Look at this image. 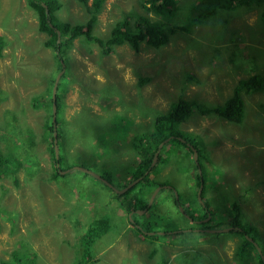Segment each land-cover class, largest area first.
Returning <instances> with one entry per match:
<instances>
[{
  "label": "rangeland",
  "instance_id": "rangeland-1",
  "mask_svg": "<svg viewBox=\"0 0 264 264\" xmlns=\"http://www.w3.org/2000/svg\"><path fill=\"white\" fill-rule=\"evenodd\" d=\"M59 1L58 20L78 24L93 13L92 0ZM190 1L177 0L169 22L182 24ZM148 5L146 0H103L94 12L91 34L104 42L124 14L131 24L136 14L159 19ZM260 9L219 11L188 29L167 33L157 49L144 43L134 49L122 42L102 53V46L76 36L60 66L44 44L47 33L37 29L27 0H0V36L5 40L0 50V154L8 159L0 166V264L17 253L30 264H74L81 250L78 236L96 214H107L109 228L92 243L84 264H264L243 236L230 229L211 231L240 228L232 224L238 212L240 220L255 227L256 241L252 239L264 246V95L241 92L238 123L201 112L222 104L241 78L264 74ZM59 69L65 74L56 92L62 106L55 156L46 124ZM179 99L193 103L177 129L187 143L201 141L203 205L193 196L191 148L169 140L159 153L169 154L162 178L173 190L162 188L146 211L129 212L133 197L147 199L151 189L138 186L120 195L78 167L103 177L125 159L123 177L117 172L110 182L122 189L133 181L131 170L139 161L134 139L150 133L155 116ZM148 222L159 232L158 240L136 228ZM172 226L176 229L162 233Z\"/></svg>",
  "mask_w": 264,
  "mask_h": 264
},
{
  "label": "trees",
  "instance_id": "trees-1",
  "mask_svg": "<svg viewBox=\"0 0 264 264\" xmlns=\"http://www.w3.org/2000/svg\"><path fill=\"white\" fill-rule=\"evenodd\" d=\"M84 1V0H81ZM149 4L145 6L147 10L153 11L159 16V19L154 18L150 20L146 15L136 14L134 15V20L132 24L130 21V16L124 14L122 19L116 21L109 33L107 34L106 40L104 42L99 36L91 34V29L95 24V15L94 12L100 10L101 3L103 0H92V14L82 23H70L64 20H58L55 16V12L61 8L62 3L59 0H27L29 7H31L37 16V29L39 31L47 33L46 40L44 44L47 47H50L55 57L58 59L60 66L62 60L67 57L66 49L70 41L76 36L83 35L88 41H92L98 46H102V53H107L109 46L116 45L122 42H128L131 47L138 49L141 43H144L152 48H159L167 40V33H172L176 29H188L189 26L193 24L200 23L208 19L209 17L215 15L222 10H236L238 8H261L259 16L262 19L264 27V0H195L190 1L189 6L187 7L188 14L186 15L184 21L179 26L169 22L168 18L170 15L177 12V0H146ZM163 19V20H162ZM170 23V24H169ZM57 31H59V40L57 41ZM5 40L3 36H0V50L1 46L4 45ZM104 44L108 45L107 47ZM1 54V53H0ZM61 69V68H60ZM59 69V70H60ZM65 73H62L60 78L64 76ZM59 78V80H60ZM146 79H141L140 82L145 81ZM59 85V83H58ZM57 85L56 92L59 87ZM242 91L250 92H261L264 95V74L253 73L248 75L245 78H241L235 87L232 90L230 96H228L222 104H217L213 107L203 108L202 113L214 112L222 118L229 119L232 122L238 123L243 114V100L241 97ZM56 100V118L55 123L57 128H59L58 122L60 121V109L62 106L61 96L59 93L55 95ZM193 110V103L185 99H179L175 103H171L168 110L165 113L158 114L154 118V128L150 133H144L140 137L134 139L132 144L133 148L138 152L139 161L136 167L131 170L132 180L143 176L142 179L132 185L130 188L126 189L120 195H126L131 193L135 187L141 186L144 188H149L152 190L153 186L158 182L156 179L151 177L156 170L160 169V163L156 164L149 170L148 173L144 172L148 169V166L152 160L153 153L157 148V145L165 138L171 137L169 140H174L176 143L185 144L179 140L178 137H184L182 133L177 129L181 121L187 119ZM52 115L50 114L49 123L46 124L47 130L50 133L51 140V150L53 151V121ZM192 145L194 144L197 147L198 158L204 156L202 152V146L200 140L191 138ZM198 145V146H197ZM164 146H162L163 148ZM161 148V149H162ZM162 153H159V159L166 161L167 159L162 158ZM55 155V154H54ZM3 156L0 154V166L8 163V159H1ZM13 158L9 159V162ZM205 159H208L207 157ZM15 160V159H13ZM16 161V160H15ZM200 161V159H198ZM201 164V163H200ZM162 165V162H161ZM201 166V165H200ZM57 174H59L57 172ZM109 182L111 181L110 174L106 173L102 175ZM142 188V190H144ZM202 195V194H201ZM180 199V198H179ZM178 199V200H179ZM205 209L208 210V204H205ZM234 207H237V204L234 203ZM147 207V199L144 196H134L133 205L129 207L130 210L144 209ZM209 212V210H208ZM132 213H136L133 211ZM97 216V217H95ZM107 214L100 217L99 214L94 215L91 220L88 222V227L80 233L78 236L79 247L81 248L79 255L75 258L74 264H84L88 262L91 258L92 252V243L95 239L108 231L109 224ZM239 213H234L232 217L233 226H238L241 229H230L232 233H238L245 243H252L245 236H249L255 240L256 229L251 225L245 224L239 218ZM136 224V222H134ZM138 224V223H137ZM139 225V224H138ZM152 223L148 222L143 228L140 226L136 227L142 236L156 238L158 237V232L152 231ZM144 229V232L141 230ZM173 226L171 228L164 229L162 233L167 234L168 230H175ZM179 230V229H178ZM152 231V233H149ZM228 231V232H229ZM144 234V235H143ZM256 241V240H255ZM262 254L264 255V246L261 243L257 242ZM254 247V246H253ZM254 250L257 256L260 255L257 252L256 248ZM154 253V250L151 251V257ZM248 255V253H246ZM11 261H1V264H30L29 260L26 258L25 254L17 253L12 255ZM261 260V259H260Z\"/></svg>",
  "mask_w": 264,
  "mask_h": 264
},
{
  "label": "flooded vegetation",
  "instance_id": "flooded-vegetation-1",
  "mask_svg": "<svg viewBox=\"0 0 264 264\" xmlns=\"http://www.w3.org/2000/svg\"><path fill=\"white\" fill-rule=\"evenodd\" d=\"M171 137H174V136H169V137H167V138H165V139H163L162 141H165V140H167V141H169V139L171 138ZM179 138V140L180 141H183V139L182 138H180V137H178ZM161 141V142H162ZM160 142V143H161ZM164 143H166V142H164ZM164 143L161 145V147H160V149L162 148V146L164 145ZM190 144V143H189ZM159 145V144H158ZM158 145H157V148H158ZM186 146L190 149L191 147L188 145V143L186 142ZM156 148V149H157ZM160 151V150H159ZM192 151V150H191ZM169 155V154H168ZM168 155L167 156H162V158H164V159H167L166 161H164V160H162V159H160L161 160V162H162V165H160V169H158V170H156L153 174H151V177H153L154 179H156L158 182L153 186V188H152V190L148 193V196H151V194L153 193V191H154V189L155 188H157L158 186L160 187V189H162V188H168V189H171V190H173L172 189V187L170 186V185H167L168 183L167 182H165L164 181V179L162 178L163 177V175H164V173L166 172V170L169 168V164H168V159H169V157H168ZM158 157H159V153H158ZM158 159L159 158H157V165H158V163H160V162H158ZM191 161H192V163L194 164V170H195V174H192V178L194 179V181H195V185H196V187H195V190H194V192H193V196H195V198L197 199V201L198 202H200L202 205H203V202L204 201H202L203 199H204V196L203 195H201L202 193H203V191L204 190H206L205 189V187H204V184H203V179H202V169H201V164H202V162L201 161H198V155L195 157V155L193 154V152H192V159H190ZM201 163V164H200ZM164 166V167H163ZM153 167V166H152ZM148 170V169H147ZM146 170V171H147ZM150 170V169H149ZM145 171V172H146ZM144 172V174H146ZM149 172V171H148ZM147 172V173H148ZM154 175H155V177H154ZM191 176V175H190ZM140 177V176H139ZM158 177H160V179H158ZM198 177V178H197ZM138 178V177H137ZM137 178H135V179H137ZM134 180V179H133ZM140 181V180H139ZM114 188H116V189H118L117 188V185L116 184H111ZM201 186V187H200ZM159 189V190H160ZM159 190H157L156 191V194L158 193V191ZM155 194V195H156ZM156 197V196H155ZM175 198V197H174ZM179 199V197H177V199H175L176 201ZM187 199V198H186ZM188 199L189 200H192V199H190L189 197H188ZM148 200H149V197H147V203H148ZM147 207H148V204H147ZM138 210V209H137ZM140 210V212L139 213H142L143 211H146V208H144V209H139ZM139 226V225H138ZM237 229V228H236ZM180 230V229H179ZM238 230V229H237ZM170 231V230H169ZM159 233V232H158ZM256 250H257V248H256ZM261 250V249H260ZM258 252V251H257ZM259 253V252H258ZM261 253H262V251H261ZM259 255H260V253H259ZM260 258H261V255H260ZM262 259V258H261ZM262 261H263V259H262ZM264 263V262H263Z\"/></svg>",
  "mask_w": 264,
  "mask_h": 264
},
{
  "label": "water",
  "instance_id": "water-1",
  "mask_svg": "<svg viewBox=\"0 0 264 264\" xmlns=\"http://www.w3.org/2000/svg\"><path fill=\"white\" fill-rule=\"evenodd\" d=\"M59 40V31H57V41ZM58 76L59 75H57L56 76V81L54 82V84H53V96H52V99H53V102H52V111H53V113L55 112V99H54V92H55V86H56V82H57V79H58ZM167 140H165V141H162L161 143H159V145H158V148L154 151V153H153V157H152V160H151V162H150V164H149V166H148V170L145 172V173H147L148 171H149V169H151L152 168V166H154L155 164H156V162H157V158H158V153H159V150H160V147H161V145L164 143V142H166ZM55 142V141H54ZM188 145L191 147V150H192V152H193V154L195 155V157L197 156V152H196V149L192 146V144H189L188 143ZM54 150H55V154H56V156L58 155L57 154V145L55 144V147H54ZM81 171H85V172H87V173H89V174H91V175H93L95 178H97V179H99L100 181H102L103 183H105V184H107L109 187H111L113 190H115L116 192H118V193H122V192H124L126 189H128V188H130L132 185H134L136 182H138L139 180H141L142 179V177L143 176H140V177H138L137 179H134L133 181H131V182H129L126 186H124L122 189H116V188H114L112 185H111V183L110 182H108L106 179H103L100 175H98V174H96V173H94V172H92V171H90V170H88V169H85V168H83V167H78ZM201 187V186H200ZM160 189V187L158 186L157 188H155L154 189V191H153V193L151 194V196L149 197V200H148V206H150L151 204H152V201H153V198H154V196H155V194H156V191L157 190H159ZM138 212H140V210H138ZM233 227H228V228H218V229H212L211 231H213V232H222V231H227V230H229V229H232ZM238 230H240L241 228H237ZM247 239H249V241H251L253 244H254V246L257 248V251L260 253V255H261V258L263 259V262H264V255L261 253V250H260V248H259V245L257 244V242H255L251 237H249V236H245Z\"/></svg>",
  "mask_w": 264,
  "mask_h": 264
},
{
  "label": "bare ground",
  "instance_id": "bare-ground-1",
  "mask_svg": "<svg viewBox=\"0 0 264 264\" xmlns=\"http://www.w3.org/2000/svg\"><path fill=\"white\" fill-rule=\"evenodd\" d=\"M62 74V70H60V73H59V76H58V79H57V82H56V86H55V94H54V99H55V95H56V88H57V85H58V81H59V78ZM56 81V77L54 79V82ZM54 84V83H53ZM39 89V88H38ZM52 96H53V86H52ZM52 102H53V99H52ZM55 117H56V100H55V112L53 113L52 111V121H53V143H54V147H55V144L57 145V154H58V143H57V137H56V130H55ZM55 141V142H54ZM193 146V145H192ZM194 147V146H193ZM195 148V147H194ZM55 152V150H54ZM56 156V154H55Z\"/></svg>",
  "mask_w": 264,
  "mask_h": 264
},
{
  "label": "crops",
  "instance_id": "crops-1",
  "mask_svg": "<svg viewBox=\"0 0 264 264\" xmlns=\"http://www.w3.org/2000/svg\"><path fill=\"white\" fill-rule=\"evenodd\" d=\"M120 161H119V163L121 164V165H123L124 166V163H125V159H119ZM123 166L122 167H119V168H116L115 170H110V177H114L115 176V173H120L121 175H122V177H123ZM116 177V176H115ZM178 231H180L181 232V230H178ZM145 237V236H144ZM147 238H149V239H154V240H158V238L156 237V238H150V237H147ZM172 257H174V254L172 255ZM172 264H178L177 262H175V261H173L172 260Z\"/></svg>",
  "mask_w": 264,
  "mask_h": 264
},
{
  "label": "clouds",
  "instance_id": "clouds-1",
  "mask_svg": "<svg viewBox=\"0 0 264 264\" xmlns=\"http://www.w3.org/2000/svg\"><path fill=\"white\" fill-rule=\"evenodd\" d=\"M141 79H144V78H141ZM141 79H139V80H141ZM174 103V102H173ZM169 108V107H168ZM168 110V109H167ZM153 128H154V120H153ZM182 138V137H181ZM183 139V141L182 142H185L186 143V141L184 140V138H182ZM190 144H192V143H190ZM199 159V158H198ZM84 168V167H83ZM69 169V168H68ZM80 170V169H79ZM83 172H85V171H83ZM87 173V172H86ZM108 174H110V171H108L107 172ZM102 178H104V177H102ZM97 179V178H96ZM105 179V178H104ZM99 180V179H98ZM108 181V180H107ZM111 181H112V177H111ZM110 181V182H111ZM109 182V181H108ZM126 186V185H125ZM151 206V205H150ZM258 244V243H257ZM260 248V247H259Z\"/></svg>",
  "mask_w": 264,
  "mask_h": 264
}]
</instances>
